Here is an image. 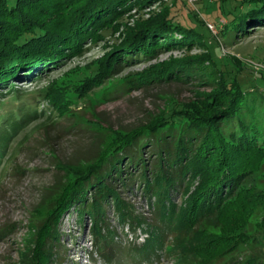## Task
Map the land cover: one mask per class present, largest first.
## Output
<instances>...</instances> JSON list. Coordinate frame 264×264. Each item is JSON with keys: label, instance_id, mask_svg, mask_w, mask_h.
<instances>
[{"label": "trees", "instance_id": "1", "mask_svg": "<svg viewBox=\"0 0 264 264\" xmlns=\"http://www.w3.org/2000/svg\"><path fill=\"white\" fill-rule=\"evenodd\" d=\"M234 2L235 11L225 33H243L249 24L264 26V0ZM132 5V0H0V83L23 77L35 80L42 65L49 61L57 64L76 54L87 38L92 43L98 34L103 35L104 26L117 21ZM162 14V18H152L132 30L128 40L115 48L104 80L125 63L133 66L164 46L201 45L208 50L205 62L209 66L182 62L168 79L197 78L213 92L202 97L204 103H184L169 117L164 113L131 130L114 131L108 143H101L93 160L59 162L56 167L62 177L42 196L44 218L32 226L33 248L21 254L18 264H61L55 245L62 240V216L72 211L78 212L81 222L89 217L94 241L105 251L104 246L109 247L117 237L108 224L110 208L120 225L148 235L134 248V254L143 259L165 255L175 264H259L262 260L252 256L244 262L237 256L240 245L248 243L236 235L246 228L247 216L237 218L245 212L244 207H233L250 173L241 167L244 159L263 145L258 140L264 139V124L250 116L257 97L247 102L254 95L251 86L243 88L227 68L230 65L241 73L245 63L224 55L218 45L214 51L190 21L177 18L175 9L168 8ZM25 70L28 73L23 76ZM102 70L101 66L95 79L103 75ZM263 77H258L261 83ZM149 78L140 76L129 85L131 89L149 86ZM156 78L163 81L165 75ZM92 87L89 82L80 87L78 96H86ZM38 94L59 115L71 107L69 97L64 98L59 88ZM18 98L13 95L10 99ZM245 107L250 115L242 114ZM21 118L12 120L10 127L15 128ZM98 121H92L93 126L103 128ZM10 132L7 129L4 137ZM148 144L156 155L150 168L145 156ZM138 182L150 204L151 220L138 214L126 196ZM33 213V217L43 216L41 211ZM224 218L230 226L222 223ZM261 225L264 235V219ZM233 256L237 257L233 260Z\"/></svg>", "mask_w": 264, "mask_h": 264}, {"label": "rangeland", "instance_id": "2", "mask_svg": "<svg viewBox=\"0 0 264 264\" xmlns=\"http://www.w3.org/2000/svg\"><path fill=\"white\" fill-rule=\"evenodd\" d=\"M148 2L132 0L130 9L125 10L117 21L104 26L106 32L103 35L98 34L92 43L87 38L76 54L68 55L57 64L49 61L42 65L40 76L35 80L23 77L7 84L0 83V264H18L21 254L33 248L31 241L35 233L32 226L44 218L46 211L42 208V196L57 178L62 177L56 167L59 162L75 164L93 160L101 143H108L114 131L131 130L148 120L160 118L164 113L169 117L173 109H179L184 103H201L204 95L213 92L211 86L197 78L186 81L175 77L168 79L172 69L180 67L178 65L182 62L209 66L205 62L208 50L201 45L164 46L166 48L133 66L125 63L104 80L109 71L110 54L114 55L115 48L123 45L132 30L140 29L145 21L162 18L164 10L173 8L180 21H190L214 51L218 45L224 55L234 56L245 63L241 73L230 65L227 68L243 88L251 86L255 96L250 95L247 102L257 97L251 115L247 107L242 114L264 124V83L258 79L264 76V26L249 24L243 33H225L231 12L235 11L234 0ZM101 66L103 75L95 79ZM27 73L25 70L23 76ZM161 74L165 75L163 81L156 78ZM140 76L150 77L151 85L131 89L130 81ZM88 82L93 87L86 96H78L77 90ZM49 88H59L64 98L69 97L67 103L71 107L65 108V115L57 114L38 94ZM13 95H19V98L11 101ZM19 117L22 120L18 125L10 127L14 123L12 120ZM97 119L103 128L93 126L92 121ZM5 128L11 129L8 137H4ZM258 141L263 145L244 159L241 170L249 169L250 173L233 207H244L245 212L237 215L239 220L243 215L247 216L246 228L236 235L248 243L240 245L237 256L240 255L244 262L252 256H260L259 264H264L261 228L264 219V139ZM150 144L145 149L149 168L156 157ZM140 186V182L135 184L126 196L138 214L151 220L153 213ZM35 211H41L43 216L33 217ZM108 218L117 237L109 247L104 246L105 251H101L102 246L98 247L94 241L89 217L81 222L77 211L64 214L60 222L62 240L55 245L61 264H175L165 255L152 260L136 256L135 246L144 242L148 235L140 230L134 233L128 226L120 225L113 208L108 209ZM222 223L231 225L227 218ZM237 256H233V260Z\"/></svg>", "mask_w": 264, "mask_h": 264}]
</instances>
